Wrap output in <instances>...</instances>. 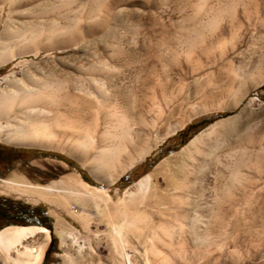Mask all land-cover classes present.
<instances>
[{"label":"rangeland","instance_id":"rangeland-1","mask_svg":"<svg viewBox=\"0 0 264 264\" xmlns=\"http://www.w3.org/2000/svg\"><path fill=\"white\" fill-rule=\"evenodd\" d=\"M0 95L41 264H264V0H0Z\"/></svg>","mask_w":264,"mask_h":264},{"label":"bare ground","instance_id":"bare-ground-1","mask_svg":"<svg viewBox=\"0 0 264 264\" xmlns=\"http://www.w3.org/2000/svg\"><path fill=\"white\" fill-rule=\"evenodd\" d=\"M0 98H3V96L0 95ZM11 105L9 99L5 100L0 103V109L9 108ZM69 109H72V107H69ZM38 145L40 147L59 148L78 162L82 164L86 162L82 158L83 156L81 157L76 151L68 150L65 147L54 146L49 143ZM50 240V230L44 226L9 225L0 230V251L6 256V264H41Z\"/></svg>","mask_w":264,"mask_h":264},{"label":"trees","instance_id":"trees-1","mask_svg":"<svg viewBox=\"0 0 264 264\" xmlns=\"http://www.w3.org/2000/svg\"><path fill=\"white\" fill-rule=\"evenodd\" d=\"M189 126L187 128H189ZM183 134L185 135V131L184 133L179 134V137H181V135ZM186 140L187 137L183 138L181 143H184ZM17 154H18L17 150H12L11 148H7L6 146H0V159L2 161H10L9 159L16 157ZM10 211H16L17 214L22 212L23 214H27L29 210L26 207H24V205L21 202H12L11 200L0 198V215L1 214L6 215L7 213H10ZM30 211L33 214L32 212L33 209Z\"/></svg>","mask_w":264,"mask_h":264},{"label":"flooded vegetation","instance_id":"flooded-vegetation-1","mask_svg":"<svg viewBox=\"0 0 264 264\" xmlns=\"http://www.w3.org/2000/svg\"><path fill=\"white\" fill-rule=\"evenodd\" d=\"M57 178V174L56 172L50 171L44 174V179L46 181H52L55 180ZM33 214L36 215L37 217H46V212L45 211H41L39 208L33 209Z\"/></svg>","mask_w":264,"mask_h":264},{"label":"crops","instance_id":"crops-1","mask_svg":"<svg viewBox=\"0 0 264 264\" xmlns=\"http://www.w3.org/2000/svg\"><path fill=\"white\" fill-rule=\"evenodd\" d=\"M113 181V180H112ZM112 181H110L111 183H113Z\"/></svg>","mask_w":264,"mask_h":264}]
</instances>
